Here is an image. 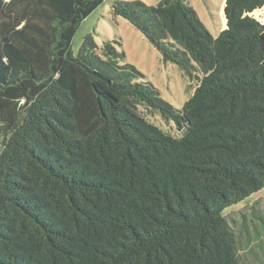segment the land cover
<instances>
[{"label":"trees","instance_id":"trees-1","mask_svg":"<svg viewBox=\"0 0 264 264\" xmlns=\"http://www.w3.org/2000/svg\"><path fill=\"white\" fill-rule=\"evenodd\" d=\"M104 1L0 0V264H241L226 210L264 189V0H225L216 38L186 0L112 4L202 75L181 109L115 42L73 54Z\"/></svg>","mask_w":264,"mask_h":264},{"label":"rangeland","instance_id":"rangeland-1","mask_svg":"<svg viewBox=\"0 0 264 264\" xmlns=\"http://www.w3.org/2000/svg\"><path fill=\"white\" fill-rule=\"evenodd\" d=\"M116 0H105L80 25L72 43L74 55L79 53L84 39L92 35L101 48L104 42H115V47L124 54L122 63L135 66L143 75V81L151 83L160 92L161 98L176 109H181L199 86V72L186 74L163 55L128 21L112 14ZM140 1L149 7L163 0H119ZM198 14L199 19L212 34L218 37L226 29L224 17L225 0H186ZM141 115L166 134L180 138L183 134L177 126L159 111L141 107ZM232 227L241 264H264V189L247 202L226 210ZM226 212V213H227Z\"/></svg>","mask_w":264,"mask_h":264}]
</instances>
